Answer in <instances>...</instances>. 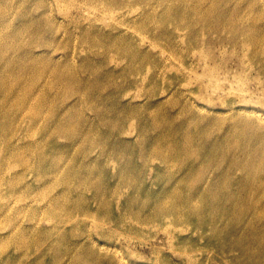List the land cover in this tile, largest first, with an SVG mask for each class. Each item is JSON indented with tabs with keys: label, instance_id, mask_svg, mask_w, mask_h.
Here are the masks:
<instances>
[{
	"label": "rangeland",
	"instance_id": "obj_1",
	"mask_svg": "<svg viewBox=\"0 0 264 264\" xmlns=\"http://www.w3.org/2000/svg\"><path fill=\"white\" fill-rule=\"evenodd\" d=\"M76 2L0 0V264H264V0Z\"/></svg>",
	"mask_w": 264,
	"mask_h": 264
},
{
	"label": "bare ground",
	"instance_id": "obj_2",
	"mask_svg": "<svg viewBox=\"0 0 264 264\" xmlns=\"http://www.w3.org/2000/svg\"><path fill=\"white\" fill-rule=\"evenodd\" d=\"M58 1H69V2H71V3H73L74 5L76 4V7H78V6H80V4L81 3H77L76 1L77 0H58ZM150 3V0H84V2H83V4H90V5H92V6H96V7H98V5H100L101 7H104L108 12H113L114 10H117L118 8H122V7H125V8H127V9H129L130 10V12L129 13H131L132 14V16H129L128 14V17H130V18H132L131 20H127L126 19V16L127 15H125V14H119L120 15V18H119V22H120V24H123V23H125L126 25H131L132 26V24L137 20L136 18L137 17H135V15H133V14H136L137 15V13L139 14V15H142V17L143 18H145L147 15H152V16H156V14L154 13V11L152 10V11H150L149 10V8H148V4ZM137 11V12H136ZM134 12H136V13H134ZM175 16V15H174ZM137 31H139V30H137ZM97 32V31H96ZM98 34H101L102 36L104 35V36H111V33H103V32H97ZM116 36V35H115ZM117 37V36H116ZM89 40H93V38L92 37H90V36H87V37H85L84 38V42L85 43H88V44H90L89 43ZM100 40L101 41H103V42H107V43H109V44H114V45H118L119 44V40L117 39V38H112V39H109V38H106V39H104L103 37H100ZM250 44V43H249ZM118 50V49H117ZM122 50H123V48L121 47L117 52L118 53H120L121 55H127V54H123L122 53ZM263 53H264V50H263ZM1 61H2V49H1V47H0V70H1V68H2V66H1ZM211 70V69H210ZM209 70V71H210ZM213 71V69L211 70V72ZM32 95H33V92H31V90H29L28 92H26V94L24 95V98H25V100L27 101V103H23V104H29L30 106H27V107H21V109H27L28 107H32L33 106V103H35V105L37 104V102L36 101H34V98H32ZM38 117H39V112H33L32 114H30V115H28V118L30 119V122H29V124L32 122V121H36L37 119H38ZM9 120L11 121L10 123L12 124V125H15L18 129H19V127L21 126V123L20 122H16L15 120H11V118H9ZM67 121V119L65 120V119H63V120H61L59 123H58V125H57V127L59 128H61V127H63L64 126V123ZM5 138V137H4ZM13 148H15V147H13ZM21 150V149H20ZM34 170V169H33ZM39 170L42 172V174L40 173V171H36V175L39 177V178H41L42 176L41 175H46L44 172V167L43 166H39ZM54 170H49V171H46V173L47 174H52V172H53ZM57 173V172H56ZM55 173V174H56ZM55 174H52V175H55ZM116 178H117V176L113 179V177H111V181L112 182H114L115 183V181H116ZM115 180V181H114ZM86 181V179L84 178V176L82 175L81 176V178H80V180L78 181V182H82V183H84ZM48 182V181H47ZM47 182H45L44 183V185H45V189L46 190H49V189H52V191L55 189V187L56 186H54L55 184H61V183H67V180H63V179H58V180H54V182H53V184H51V181H49L48 183ZM54 188H52V187ZM96 187V186H95ZM57 188V187H56ZM75 188V187H74ZM71 188H68V187H66V189H64L62 192H60V194L62 195V194H71ZM51 191V190H50ZM103 192L101 191V190H98L97 191V195H96V197H95V200H99V202H100V209L101 210H104V211H106L108 208L110 209L111 208V205H110V201H111V198L113 197H116V191H114V189H112L111 188V186L110 187H107L106 189H105V192L104 193H106L107 194V196H102L101 194H102ZM117 193H118V190H117ZM58 196L59 195H56V196H52L51 198H48L49 199V203L47 204L48 206H46V208H47V210H49V211H51V213L52 212H54L55 210H56V207H57V201H58ZM43 203H44V206H45V202L44 201H42ZM67 202H68V204H70V205H72V201L71 200H67ZM183 203V198H181V201H180V203ZM186 203H189V202H191V201H189V200H187L186 199V201H185ZM57 204V205H56ZM78 207V206H77ZM76 207V208H77ZM94 208V207H93ZM79 209V208H78ZM77 210V209H76ZM102 212V211H101ZM119 212V211H118ZM121 212H123L122 210H121ZM83 213H87V214H91L92 212H91V210H87L86 208H82V209H80L79 211H78V213H76V214H78L77 216H78V219H79V221H77L78 219H75V220H71L72 221V223H76V224H78L79 222L82 224V225H85V223L83 222V221H81V216H80V214H83ZM82 232H84V231H82ZM59 236H62L61 238H63L64 237V234L63 233H59V232H57L56 233V235H55V238L56 237H59ZM76 245H77V243H75Z\"/></svg>",
	"mask_w": 264,
	"mask_h": 264
}]
</instances>
